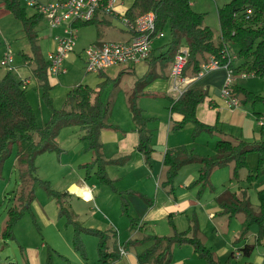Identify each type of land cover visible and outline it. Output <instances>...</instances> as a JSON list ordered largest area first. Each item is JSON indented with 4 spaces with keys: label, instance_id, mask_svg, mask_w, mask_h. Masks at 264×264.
<instances>
[{
    "label": "crops",
    "instance_id": "0c3cea01",
    "mask_svg": "<svg viewBox=\"0 0 264 264\" xmlns=\"http://www.w3.org/2000/svg\"><path fill=\"white\" fill-rule=\"evenodd\" d=\"M131 2L132 0H130V3L123 1V3L117 4V9L124 11ZM33 13L34 11L30 14L28 13V15ZM9 14L12 13L6 8L4 0H0V20L6 19ZM104 17L109 22L98 25V31L95 30L96 36H93V38H91L92 34L89 36L88 27L81 26L78 28L79 31L81 30L88 35L89 38L86 42H96L99 39H103V34H106V37H111L114 31L118 39H126L130 36L121 25L116 26L114 18ZM42 20H46V22L44 23ZM5 28L7 26L0 24V35L2 36L0 39L3 43L5 42V48H7L9 42H6ZM35 30L37 35H39L40 31H44V36L40 37L46 39L45 49L46 53H48L54 47V36L61 32V28H51L47 19L41 17L35 26ZM160 39H153L151 50L163 45ZM36 43L39 50L38 37ZM165 50L159 49L158 53L154 54L155 51H153V54L154 56L159 55ZM172 59L173 55L157 59L152 57L150 62L142 60L136 63L115 65L119 67L115 76H110L108 72L103 70L108 77H118L117 81L109 83L113 84L114 92L122 91L124 94L127 93L123 101L119 102V107L117 106L115 111L113 108L116 98L114 101L106 100V102L111 101L109 111L111 112L112 110L115 113V117H112L109 123L117 125V128L104 127L100 131L102 151L107 159H116L126 155L120 162L105 164V171L113 186L98 180L94 175V168L88 174L86 173L82 164L92 160L93 153L87 148V141L81 138L82 132L80 131L73 130L66 134V131H59L55 139L57 148L38 154V159L35 163L38 176L48 179L55 190L65 193L62 196L63 203L69 209L75 221H79L84 227L106 230L109 234L107 238L109 249L118 248L123 250V253H120L119 257L111 264H141L137 260V253L150 242L142 243L137 240L149 233H170L171 226L168 217L179 230L187 228L189 220L195 219L198 224L197 235L205 243L207 241L212 242L214 246L212 244L209 245L214 249L215 255L221 261L225 260L232 251L235 252L240 247L234 243L239 228H229L232 219L227 220L226 215L219 213L221 208L217 202V196L226 189L234 190L238 194L243 189L247 195L249 190L256 193L257 190L264 186V182L260 181L263 175L254 181H245L248 169L253 170L257 163V154L255 153V157L248 153V169H239L238 177L234 178L237 181L230 178L232 162H229L223 166L215 167L209 178L210 185L205 186L201 192H198L197 186H189V184L197 174L199 163L188 162L181 165L177 170L173 181L174 193L167 192L163 185L167 168L163 163V157L167 150H174L179 146H184L191 148L196 154L204 155L215 152V143L220 138H226L231 141L264 140V125L258 123L256 116L264 113V102H257L254 105L251 102H247L241 103L237 107H228L219 92L228 72V69L222 65L205 71L203 75L194 79L190 85L201 88L206 92L204 100L196 108L197 118L208 124L216 123L219 129L218 132L201 130L193 137L194 124L192 122L179 125L183 115L171 109V104L174 100L173 92L170 90V65ZM202 62L204 61L202 60L200 63ZM232 64L235 65L234 61ZM0 67L3 68V71L6 70L1 65ZM32 67V64L22 59V63L17 66V69L16 67L13 68L15 71L27 69L33 74ZM13 68L10 70L11 72ZM150 72L151 76L147 75ZM185 74L192 76L193 73L190 69H187ZM129 75H132L136 80L129 81ZM249 76L254 77L256 75L233 73V84L242 86L256 94H264V76H258V80H247L246 78ZM15 77L19 80L28 78L22 75ZM142 81L146 82L142 86L140 85L141 92H139L136 102L142 108L143 114L149 117L147 127L152 133L153 148L150 164L144 161L142 154L135 148L138 142V132L131 118L128 104V97L135 84L137 82L141 84ZM238 96L242 97L241 94H238ZM41 108L44 121L49 112H47L45 107ZM250 161L251 166H249ZM244 169L245 173L242 174ZM120 191L124 192L128 211L134 217V225H131L129 218L121 212ZM58 209L59 204L54 197L46 193L45 195L42 193L39 195L37 190H35V198L30 204V214L35 218L40 229L43 230L44 236L42 237L45 238V241L42 240L41 246L45 248L47 246L46 241H49L57 252L68 255L66 257L68 264H99L96 250L97 237L93 239L90 236L93 234L89 232L81 233V239L88 255V259L84 260L72 245V226L67 225L65 223L66 219L60 217ZM217 214L220 217H217ZM60 218L63 219L62 225L59 221L61 220ZM243 218L244 215L237 219L239 227ZM205 222L211 226L208 228L206 235L203 234L201 228V224ZM218 223L222 225L218 226ZM251 227L248 231L250 235L247 232L244 243L251 244L255 242L256 228L251 231ZM61 246L66 247L68 252L63 251L60 248ZM257 246H262L263 249L255 251ZM175 247H178V249L176 250ZM28 248L29 251L33 250L30 247ZM253 251L255 252L253 253ZM263 254L264 245L256 244L250 254L246 256L249 260L244 261L243 264H264ZM94 255H96V261H90L89 256L92 257ZM239 255L245 256L241 253ZM239 255H235V258ZM25 261V264H41V258L35 250L30 253L29 257L26 253ZM170 264L208 263L204 258L199 257L189 244H183L173 247Z\"/></svg>",
    "mask_w": 264,
    "mask_h": 264
},
{
    "label": "trees",
    "instance_id": "16d2710c",
    "mask_svg": "<svg viewBox=\"0 0 264 264\" xmlns=\"http://www.w3.org/2000/svg\"><path fill=\"white\" fill-rule=\"evenodd\" d=\"M4 3L12 15L21 22L24 34L28 38L30 51L22 53V58L33 66V76L43 89L42 95L50 109V115L43 124H39L37 114L27 99L26 90L22 87V79L19 80L7 69L0 72V179L2 178L3 162L11 154L13 147H15L16 169L19 178L18 189L13 197L14 203L7 209L1 235L5 239L14 238L13 226L25 212L30 213V204L35 198L36 187L40 186L48 195L55 198L59 204L58 213L66 215L65 223L72 226L71 242L74 249L85 258L87 254L81 233H92L97 237L96 250L99 264H111L119 257L120 249H109L107 244L108 232L84 227L73 219L62 200L65 193L55 190L48 180L37 175L35 158L43 151L57 148L55 139L63 126L79 124L83 129L81 138L87 141V148L93 153L92 160L82 164V166L87 174L94 168V175L98 180L112 185V181L105 171V164L120 162L126 155L116 159H107L104 156L100 131L104 127L117 128V125L107 121L106 113L109 110L110 102H104L101 99L100 91L110 82L117 81L118 77H108L101 70L98 72L101 78L97 83V88L83 83L76 84L67 90L65 101L61 107H52L49 100V91L52 85H50L47 75L48 60L46 56L41 55L36 43L35 26L43 16L35 11L28 15L21 0H4ZM248 7H251L252 13L246 16L244 10ZM147 10H152L155 13L156 29L163 31L166 29L170 36L165 52L154 56L152 49L144 59L145 61L150 62L152 57L155 59L171 57L178 47L184 44L188 47L189 54L183 74L186 73L187 69L193 73L199 71L200 62L208 60L211 55L217 57L219 62H224L225 60L221 57L222 49L225 43L231 42L237 45L236 56L240 60L238 64H230L233 73L253 72L255 75L264 76V0H230L217 7L220 30V38L217 42L213 39L211 28L203 23V13L193 10L190 0H132L125 10V14L134 18ZM107 22L109 21L105 17L96 16L90 20L74 22L73 25L77 26L78 31L81 26L95 24L98 31V25ZM150 74L151 72L147 75ZM145 82L135 84L128 97V104L131 118L138 132V142L135 148L142 154L144 161L150 164L153 148L152 133L147 127L149 117L143 114L142 108L136 102V98L141 92L140 85L142 86ZM232 90L234 93L242 95L241 103L251 102L254 105L257 102H264V94H256L236 84H232ZM205 96V90L196 86H189L171 104L172 110L183 115L179 125L186 122L194 124L193 137L201 130L216 133L219 130L216 123L208 124L197 118L196 108ZM250 152L257 154V163L253 170L248 169L247 155ZM188 162L199 163L197 174L189 184V186H197L198 192L210 185L209 178L215 167L223 166L229 162H232L231 179L238 177L240 168H247L245 181L251 182L264 174V140L231 141L220 138L215 143V152L204 155L196 154L191 148L184 146L167 150L163 157V163L167 166L163 185L168 193H174L173 181L177 170L181 165ZM119 195L121 212L129 218L130 224L134 225V217L128 211L124 192L120 191ZM255 195L256 206L251 204L245 193L240 196L234 190L226 189L217 196V202L221 208L220 213L227 217L238 212L244 215L234 243L245 237L253 224L256 225L255 242L244 243L237 249L245 256L250 254L254 245H264V187L257 190ZM168 221L171 226L170 233H149L137 240L142 243L150 242L137 253L139 263L170 264L173 247L189 244L197 255L204 258L208 264H231L235 257L234 251L221 261L197 235L198 224L195 219H190L187 228L183 230H179L170 217H168ZM63 257L66 259L65 256ZM7 264L16 263L8 262ZM44 264H54L51 249H47Z\"/></svg>",
    "mask_w": 264,
    "mask_h": 264
},
{
    "label": "rangeland",
    "instance_id": "374dc122",
    "mask_svg": "<svg viewBox=\"0 0 264 264\" xmlns=\"http://www.w3.org/2000/svg\"><path fill=\"white\" fill-rule=\"evenodd\" d=\"M127 3H130V0H124ZM230 0H217L216 3H214L212 0H190L191 7L193 10L197 12L203 13V23L205 25H208L212 32H213V39L215 42H217L220 38V30H219V21H218V16H217V7L221 6L222 4L228 2ZM25 6V5H23ZM25 9L27 13H32L34 10L30 7L25 6ZM9 17V18H8ZM6 19L0 20V24L7 26L5 28L6 30V42H9V46L7 48L10 49L13 60H12V68L19 66V64L22 63V53L24 52H29V41L24 32H22V25L19 20L15 19L12 14H9ZM44 23L46 20H42ZM42 22V25H43ZM115 24L116 26H120V23L115 19ZM85 27H88L89 36L93 38V36H96L95 30L96 26L93 24L86 25ZM76 35L78 36L75 45H74V50L66 57H64L63 60V67L65 68V71L60 72L57 75H53L49 77L50 85H52L51 90L49 91V100L51 102L52 107L54 108H59L63 105L65 101V95L68 89L71 87L75 86L76 84L83 83V84H88L92 87L97 88V83L100 81V76L97 73L94 72H87L84 68V62H83V52L82 48L87 45L89 42H86L88 40V35L84 34L83 31H77ZM106 35V34H105ZM103 34L102 38L99 39L100 41H105V40H118V37L114 33H112V36H105ZM40 36H44V31H40L39 35H37L38 40H39V45H40V52L43 57L46 56V49H45V43L46 39H42ZM169 32L168 30L163 31V36L160 37V41L163 42V45L161 47L153 49L155 51L154 54L158 53L159 49L160 50H165L167 47V44L169 42ZM0 37H2L0 35ZM98 40V41H99ZM230 52L232 54H236L237 50V45L234 43L229 42V44L225 43ZM5 42L3 43L2 40L0 39V54L7 48ZM240 60L236 58L234 60V64H238ZM12 70L13 74L15 76H25L29 78V84L26 85L25 90H26V96L27 99L29 100L30 104L33 106L36 114H37V121L39 124H43L49 117L50 115V109L47 106L44 98H43V89L41 86H39L38 82L36 81L35 77L31 72L27 69H21V70ZM119 67L117 66H112L109 68H105L104 71L108 72L110 76H115L118 73ZM0 72H3V68L0 67ZM130 80L133 81L136 80L132 75H129ZM140 79V78H139ZM247 80H258L259 77L258 75L256 76H249L246 78ZM139 81V80H138ZM127 94V93H125ZM125 94L122 91H117L114 92L113 90V84H107L105 85L101 91H100V97L101 99L106 102V100H113L116 98V103L114 106V111L116 110V107H119V102L123 101V98L125 97ZM238 96V94H237ZM109 98V99H108ZM239 98V105L241 104L240 97ZM111 102V101H110ZM238 105V106H239ZM45 107L47 112H49V115L46 117V119L43 121L42 119V108ZM109 110L106 113L107 121L110 122L112 117H115V113L111 110L109 114ZM80 131L83 133V129L80 127L79 124H69L65 125L61 128L60 131H66V133H70L71 131ZM61 133V132H60ZM210 134V133H209ZM64 135V134H63ZM212 135V134H211ZM194 152V151H193ZM213 152V151H212ZM252 155L256 157L255 152H250ZM38 159V155L35 158V163ZM251 166V161L249 163ZM253 164V163H252ZM245 173V169L242 171V174ZM38 175V174H37ZM42 178V177H41ZM48 180V179H46ZM234 181L236 179H233ZM49 181V180H48ZM230 181V180H229ZM232 181V180H231ZM237 181V180H236ZM260 181L264 182V174L260 178ZM50 182V181H49ZM230 183V182H229ZM228 183V184H229ZM19 185V178H18V173L16 169V154H15V147H13V151L9 156H7L3 162L2 165V178L0 179V263L1 264H7L8 262H16L18 264H25V257L26 253L29 257L30 253L35 252L38 253V256L41 258V264H44V257L47 253V249H51L53 251V262L54 264H68L66 262L67 260L63 257H68L66 253L62 252H57L49 243V241H46L47 246L44 248V246H41L42 240L45 241V238L43 234V230L40 229L39 225L35 221V218L31 216L30 213L25 212L14 224L13 226V232H14V238H3L1 235V231L4 227L5 220H6V213L7 209L13 205L14 203V193L18 189ZM264 187V186H263ZM36 190L38 194L40 195L41 193L45 195V191L43 190L42 187L37 186ZM243 193H246L244 190L243 192H240L239 195L241 196ZM47 194V193H46ZM247 196L250 199L251 204H257V199L256 195L252 190L248 191ZM256 206V205H255ZM220 213V212H219ZM222 214V213H220ZM235 215V216H234ZM231 217H227V220L232 219L229 228L231 229L232 227H237L239 228V222H238V217H242L243 214L241 212L235 213ZM63 219H66V215H61ZM217 217H220L219 214H217ZM60 218L61 220L60 223L61 225L63 224L62 221L63 219ZM219 220V219H218ZM79 223V221H76ZM203 222V221H202ZM210 224L205 222L201 224L202 232L204 235H206L208 228ZM222 224L218 223V226H221ZM256 228V225L253 224L251 227V231ZM201 230V229H200ZM92 234V233H91ZM247 235V234H246ZM245 235V236H246ZM248 235L250 233L248 232ZM95 239V235H90ZM245 237L241 238L238 240L235 244L238 246H243L245 242ZM249 240V239H247ZM207 246H209L211 249L212 247L209 244H214L210 241H207L205 243ZM24 247V248H23ZM33 250L29 251V248ZM51 247V248H49ZM63 251L68 252L67 248L64 246L60 247ZM28 249V251H27ZM56 251H54V250ZM177 250L178 247H175ZM263 249L262 246H257L255 248V251H261ZM214 250V249H212ZM253 251V253L255 252ZM173 255V254H172ZM95 256H89L90 261H96ZM84 260L88 259V255H86ZM249 260L248 257L246 256H236L232 260L231 264H243L244 261Z\"/></svg>",
    "mask_w": 264,
    "mask_h": 264
},
{
    "label": "built area",
    "instance_id": "2783aa9c",
    "mask_svg": "<svg viewBox=\"0 0 264 264\" xmlns=\"http://www.w3.org/2000/svg\"><path fill=\"white\" fill-rule=\"evenodd\" d=\"M22 4L32 8L47 19L51 28L60 27L61 32L54 36V47L46 54L48 65V77L57 75L65 71L63 67L64 57L74 50L77 39V26L73 23L77 21L90 20L96 16L111 17L116 19L123 29L130 36L126 39L105 40L99 42H90L82 48L84 68L87 72L97 73L105 68L121 65L125 63H136L144 60L151 51L154 38L163 36V30H157L155 27V13L147 10L134 18L125 14L124 11L117 9V4L124 0H21ZM216 3L217 0H212ZM245 15L252 13L251 7L244 10ZM189 54L186 45H180L176 50L170 65L171 88L174 100L177 99L191 84L209 69L220 65L228 69L223 83L219 89L220 96L228 107H237L239 98L232 90L233 71L232 62L237 58L232 54L226 44L222 49L224 62L211 55L208 60L200 63V69L193 72L192 76L183 74L187 56ZM13 56L9 48L5 49L0 58V65L7 70L12 69ZM253 75V72L242 73ZM28 78L22 79V87H26ZM258 123L264 125V113L258 117ZM120 253L123 250L120 249ZM235 255H239L236 250ZM264 257V254H263ZM1 264V263H0Z\"/></svg>",
    "mask_w": 264,
    "mask_h": 264
},
{
    "label": "bare ground",
    "instance_id": "6f19581e",
    "mask_svg": "<svg viewBox=\"0 0 264 264\" xmlns=\"http://www.w3.org/2000/svg\"><path fill=\"white\" fill-rule=\"evenodd\" d=\"M174 56V55H173Z\"/></svg>",
    "mask_w": 264,
    "mask_h": 264
}]
</instances>
